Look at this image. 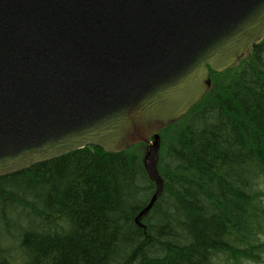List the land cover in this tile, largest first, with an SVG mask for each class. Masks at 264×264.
<instances>
[{"label":"water","instance_id":"95a60500","mask_svg":"<svg viewBox=\"0 0 264 264\" xmlns=\"http://www.w3.org/2000/svg\"><path fill=\"white\" fill-rule=\"evenodd\" d=\"M264 40V0H0V177L86 147L145 144Z\"/></svg>","mask_w":264,"mask_h":264},{"label":"trees","instance_id":"16d2710c","mask_svg":"<svg viewBox=\"0 0 264 264\" xmlns=\"http://www.w3.org/2000/svg\"><path fill=\"white\" fill-rule=\"evenodd\" d=\"M145 144L80 149L0 177V264H263L264 40Z\"/></svg>","mask_w":264,"mask_h":264},{"label":"rangeland","instance_id":"374dc122","mask_svg":"<svg viewBox=\"0 0 264 264\" xmlns=\"http://www.w3.org/2000/svg\"><path fill=\"white\" fill-rule=\"evenodd\" d=\"M263 260H264V256H263ZM243 264H256V263H254V262H245V263H243ZM263 264H264V262H263Z\"/></svg>","mask_w":264,"mask_h":264}]
</instances>
